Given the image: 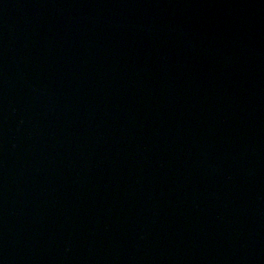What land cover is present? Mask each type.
<instances>
[{
    "label": "water",
    "instance_id": "95a60500",
    "mask_svg": "<svg viewBox=\"0 0 264 264\" xmlns=\"http://www.w3.org/2000/svg\"><path fill=\"white\" fill-rule=\"evenodd\" d=\"M0 264H264V0H0Z\"/></svg>",
    "mask_w": 264,
    "mask_h": 264
}]
</instances>
